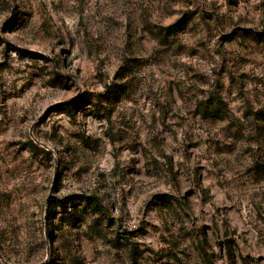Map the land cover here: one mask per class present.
Returning a JSON list of instances; mask_svg holds the SVG:
<instances>
[{"label":"rangeland","instance_id":"obj_1","mask_svg":"<svg viewBox=\"0 0 264 264\" xmlns=\"http://www.w3.org/2000/svg\"><path fill=\"white\" fill-rule=\"evenodd\" d=\"M262 113L264 0H0V264H264Z\"/></svg>","mask_w":264,"mask_h":264},{"label":"trees","instance_id":"obj_2","mask_svg":"<svg viewBox=\"0 0 264 264\" xmlns=\"http://www.w3.org/2000/svg\"><path fill=\"white\" fill-rule=\"evenodd\" d=\"M175 26H177V25H175ZM223 111H224V106L220 102H218L215 110L212 113L220 116L221 115L220 113ZM260 118L264 120V113L261 114ZM31 147L37 148V146L33 142H31ZM77 201L84 203L86 208L91 209L93 212L97 213L99 216L106 215V207L103 205L101 200H99V198H97L96 196L79 195V194L69 195V196L63 198L58 203H54L53 207H52L53 211H55L56 206H60L63 209H67V204L68 205H70V204L74 205ZM69 215H72V214H69ZM51 216H52V214H51ZM49 219H50V217H49ZM119 239L120 238L118 237L117 241ZM133 251H134V253L136 252V250H133Z\"/></svg>","mask_w":264,"mask_h":264}]
</instances>
